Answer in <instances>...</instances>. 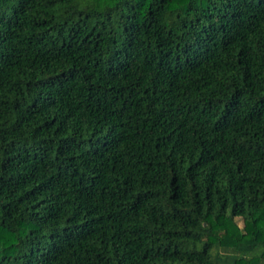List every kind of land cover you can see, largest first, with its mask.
Segmentation results:
<instances>
[{
  "label": "trees",
  "instance_id": "trees-1",
  "mask_svg": "<svg viewBox=\"0 0 264 264\" xmlns=\"http://www.w3.org/2000/svg\"><path fill=\"white\" fill-rule=\"evenodd\" d=\"M0 264H264V0H0Z\"/></svg>",
  "mask_w": 264,
  "mask_h": 264
},
{
  "label": "rangeland",
  "instance_id": "rangeland-1",
  "mask_svg": "<svg viewBox=\"0 0 264 264\" xmlns=\"http://www.w3.org/2000/svg\"><path fill=\"white\" fill-rule=\"evenodd\" d=\"M235 223H236V228L237 230L241 231L243 229V222L241 220V218H235Z\"/></svg>",
  "mask_w": 264,
  "mask_h": 264
}]
</instances>
